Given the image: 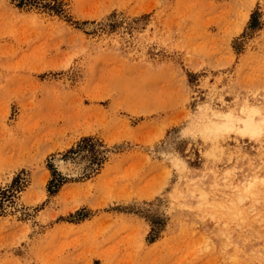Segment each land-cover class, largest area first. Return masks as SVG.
Listing matches in <instances>:
<instances>
[{
    "label": "rangeland",
    "instance_id": "obj_1",
    "mask_svg": "<svg viewBox=\"0 0 264 264\" xmlns=\"http://www.w3.org/2000/svg\"><path fill=\"white\" fill-rule=\"evenodd\" d=\"M0 264H264V0H0Z\"/></svg>",
    "mask_w": 264,
    "mask_h": 264
},
{
    "label": "bare ground",
    "instance_id": "obj_2",
    "mask_svg": "<svg viewBox=\"0 0 264 264\" xmlns=\"http://www.w3.org/2000/svg\"><path fill=\"white\" fill-rule=\"evenodd\" d=\"M257 114V113H256ZM251 115V114H250ZM254 115V114H253ZM226 116V115H225ZM228 116V115H227ZM254 119V118H253ZM227 120V119H226ZM234 120H240V123L237 125V127L239 128V129H241V130H243V131H252V132H254L255 131V129H254V126H253V121H252V119H251V117L249 116V115H245V116H243L242 118H240V119H237V118H235ZM216 121V120H215ZM236 122H238V121H236ZM260 122V121H259ZM232 123V122H231ZM233 124V123H232ZM257 124H258V122H257ZM215 125V124H214ZM218 125H225V122H223L222 124H218ZM260 125H262V124H260ZM258 126V125H257ZM231 128V127H230ZM258 128V127H257ZM251 132V133H252ZM257 134H259L258 132H256ZM73 164V163H72Z\"/></svg>",
    "mask_w": 264,
    "mask_h": 264
}]
</instances>
